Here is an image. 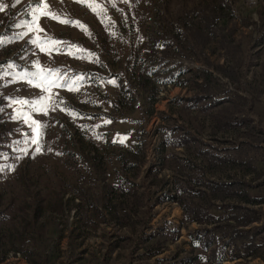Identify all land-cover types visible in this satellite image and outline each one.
<instances>
[{
	"label": "rangeland",
	"instance_id": "374dc122",
	"mask_svg": "<svg viewBox=\"0 0 264 264\" xmlns=\"http://www.w3.org/2000/svg\"><path fill=\"white\" fill-rule=\"evenodd\" d=\"M2 2L8 7L0 12V37L8 39L14 33L26 30L14 25L29 19L25 13L29 0H21L16 7L10 6L14 0ZM48 2L59 15H67L86 25L91 35L44 16L39 20V27L44 31L38 32V36L78 44L95 53L99 63L57 52L48 55L27 43L29 37L0 47V107H3L0 111V142L13 147L12 157L22 156L25 161H31L25 174L26 184L22 186L26 190L21 187L9 189L4 179H0V188L5 185L9 190L5 199L12 195L18 197L21 207L30 203L37 205L40 201L45 205L51 204L44 208V215L39 221L34 222L29 217V228L23 233L28 237L36 236V242L31 247L27 246L26 257L10 252L0 264H131L144 245L140 244L137 233L120 227L101 207L104 194L101 186L106 185L107 178L110 179V171L104 169L107 160L119 153L121 146L129 147L136 133H140L146 143L145 167L156 165L154 171L164 165L158 153L164 138L163 131H190L208 141L209 128L205 117L186 109L183 111L187 98L193 95L192 91L172 85L173 81L168 82L170 75L174 80H186L199 69L213 72V79L220 86L219 91L230 89L247 98L250 117L255 125L264 129V45L259 39V34L264 31V0H98L106 10L101 17L75 0ZM217 2H222L224 7L233 11L225 30V35L229 37L222 40L219 35L218 41L206 49L198 41L191 43L185 38L182 49H175L171 42L173 34H184L183 38L188 34L181 24L187 18L197 22L208 16L202 10L211 9ZM160 40L166 44L161 54L156 48ZM151 46L154 48L149 49ZM143 49H148V54L142 55ZM135 60L138 63L144 61L149 85L157 92V102L151 111L146 106V96L135 91L136 80L130 72ZM37 61L44 68H58L69 76L86 78L81 82L79 91L53 89L54 93H59L57 100H64L79 114L76 118L59 108L42 115L33 113L27 106L23 107L25 114H31L35 120L46 125L39 152L35 151L34 145L23 143L25 136L32 134L31 129L23 119H11L15 114L13 107L18 106L8 107L6 98L34 99L42 93L27 83L10 82L11 77L3 75L5 71H36L32 65ZM9 62L20 67L8 69ZM216 65L233 69L232 80L216 73ZM110 80H115L117 84L107 83ZM118 81L119 85L131 89L136 102L132 112H121L120 115L104 106L106 99L115 98ZM105 120L111 122L104 123ZM81 126H87V129ZM122 137H126L123 142ZM105 140L110 145L114 142L123 145L103 149ZM17 141L21 143L17 144ZM218 146L221 147V144ZM24 147L28 149L27 155L18 151ZM175 153H180V149L168 148L164 156ZM93 156L95 165L103 164L100 173L89 164ZM165 173L172 178L171 172ZM151 181V178L144 179V190L154 197V192L161 187H151ZM90 193H93L92 201L101 215H97L95 226H89L90 230L85 228L83 232L82 228H77L76 215L80 217V210L78 214L74 205L78 204L79 195L83 200H90ZM262 209L264 211V206ZM149 212L153 217L146 233L163 228L172 232L173 238L167 241L161 255L151 259L150 263L162 259L165 262L161 264H172L175 257L182 258L192 251L191 238L203 229L195 223L185 224L184 214L176 203H161ZM51 228L60 231L63 236L58 239ZM114 246L117 249L112 250ZM225 253H221L222 258L225 257L222 264H264L259 259L231 262V256Z\"/></svg>",
	"mask_w": 264,
	"mask_h": 264
},
{
	"label": "trees",
	"instance_id": "16d2710c",
	"mask_svg": "<svg viewBox=\"0 0 264 264\" xmlns=\"http://www.w3.org/2000/svg\"><path fill=\"white\" fill-rule=\"evenodd\" d=\"M216 4L211 9L202 10L208 16L197 22L187 18L181 24L188 34L184 38V34H173L171 42L175 49H182L185 38L191 43L198 41L206 49L218 41L219 35L222 40L229 37L225 35V30L233 11L224 7L222 2ZM259 39L264 45V31L259 34ZM152 48L154 46L149 47ZM156 48L161 54L166 44L160 40ZM148 52V49H143L142 55ZM143 62L135 60L130 72L136 80L135 91L146 96V106L151 111L157 102V92L149 85ZM214 69L225 79L232 80L233 69L222 65H216ZM170 81L174 86L192 91L193 95L187 98L183 111L186 109L205 117L209 128L208 141L190 131H163L164 138L158 153L164 165L154 171L156 165L145 167L147 147L140 133L134 135L127 148L116 142L107 144L105 140L103 149L121 146V150L106 162L104 169L110 171V179L107 178L106 185L101 186L104 192L101 207L120 227L137 233L140 244L144 245L131 264L165 262L162 259H157L156 263L149 261L165 250L167 241L173 239L172 232L163 228L149 234L146 231L153 217L149 210L166 202H174L181 208L185 224L195 223L203 229L192 236V251L182 258L175 257L172 264H222L225 257L222 258L221 253L224 252L231 256V262L259 259L264 263V129L255 125L250 117L247 98L240 97L234 90L219 91L220 86L213 79V72L199 69L186 80H174L170 75ZM116 87L115 98L106 99L105 108L116 115L132 112L136 102L131 89L119 85V81ZM168 148L180 149V153L164 156ZM12 149L0 142V179H4L9 189L21 187L26 190L22 186L26 184L25 174L31 161H25L22 156L12 157ZM94 156L89 164L100 173L103 164L95 165ZM167 171L171 172L172 178H168ZM146 177L152 179L151 187H161L154 192V197L144 190ZM77 181L81 184L79 179ZM6 186L0 188V263L10 252L26 257L27 246L31 247L36 242V236L28 237L23 233L29 228V217L34 222L39 221L44 215V208L51 206L40 201L37 205L30 203L21 207L18 197L12 195L5 199L9 191ZM92 196L93 193H90V200L86 201L79 195L81 200L77 198L79 202L74 205L77 212L80 210V217L76 215L77 228H82L83 232L85 228L90 230L89 226L96 224L97 217L101 215ZM88 213L90 215L87 216ZM52 232L58 239L63 236L54 228ZM115 249L117 246L112 248ZM39 256L41 259L42 255Z\"/></svg>",
	"mask_w": 264,
	"mask_h": 264
},
{
	"label": "snow or ice",
	"instance_id": "6c2138e0",
	"mask_svg": "<svg viewBox=\"0 0 264 264\" xmlns=\"http://www.w3.org/2000/svg\"><path fill=\"white\" fill-rule=\"evenodd\" d=\"M75 2L89 8L95 15L101 17L102 12L106 10L101 4L98 3V0H75ZM21 0H14V3L10 5L11 7H16L20 4ZM8 5H5L2 0H0V12L6 10ZM26 15L29 19L21 21L18 24H15V28H23L25 31H19L13 34L12 38L5 39L0 37V47H3L7 43L14 42V40H23L25 37H29L27 43L36 46L41 52H44L48 55H51L53 52L67 54L70 57L76 59H87L89 62L99 63V58L95 56V53H92L90 50L82 48L78 44H72L70 42H64L57 39H44L38 36V32L44 31L39 27V20L47 16L50 19L56 20L62 24L72 25L77 27L79 30L86 32L88 35H91L88 32L87 26L82 24L78 20H73L68 18L67 15L61 16L55 12L48 0H29L28 8L25 9ZM103 22V21H102ZM47 45V47H45ZM2 67V66H0ZM20 67L13 62L7 64L8 69H14ZM36 71H30L22 69L19 72H3V75L10 76V82H24L31 87L37 88L42 95L37 96L34 99L28 98H6L8 99V107H13L14 115L11 116L12 120H21L23 119L24 123L29 126L31 129V135H26L23 141L26 145H34L35 151H41V140L43 138V129L46 127L41 121L35 120L31 114H25L22 109L27 106L31 108L33 113L48 115L49 111H55L59 108L61 111L66 114L76 118L79 114L66 105V102L62 99L57 100L56 97L59 96V93L53 92L54 88L64 89L67 91H79L81 87V82L86 78L84 76H69L67 73H61L58 68H44L38 61L34 62L32 65ZM107 83H111L115 86L116 81L110 80ZM61 105H65L61 107ZM0 111H3V107H0ZM111 121L105 120L104 123H110ZM82 128L87 129V126H81ZM99 127V125H97ZM126 139V137L121 138V142ZM17 144L21 143L20 141L16 142ZM18 151L23 152L25 155L28 154V149L26 147L19 148ZM2 170V169H0Z\"/></svg>",
	"mask_w": 264,
	"mask_h": 264
}]
</instances>
